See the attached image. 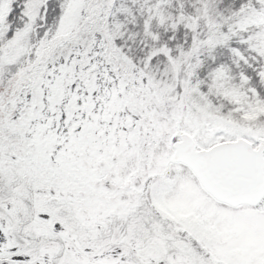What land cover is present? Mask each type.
<instances>
[{
    "label": "snow or ice",
    "instance_id": "obj_1",
    "mask_svg": "<svg viewBox=\"0 0 264 264\" xmlns=\"http://www.w3.org/2000/svg\"><path fill=\"white\" fill-rule=\"evenodd\" d=\"M0 264H264V0H0Z\"/></svg>",
    "mask_w": 264,
    "mask_h": 264
}]
</instances>
